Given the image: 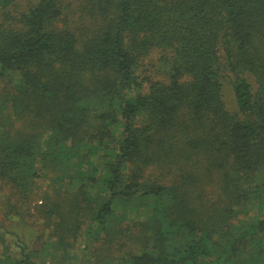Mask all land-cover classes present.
Returning <instances> with one entry per match:
<instances>
[{
    "label": "trees",
    "instance_id": "16d2710c",
    "mask_svg": "<svg viewBox=\"0 0 264 264\" xmlns=\"http://www.w3.org/2000/svg\"><path fill=\"white\" fill-rule=\"evenodd\" d=\"M0 264H264V0H0Z\"/></svg>",
    "mask_w": 264,
    "mask_h": 264
},
{
    "label": "rangeland",
    "instance_id": "374dc122",
    "mask_svg": "<svg viewBox=\"0 0 264 264\" xmlns=\"http://www.w3.org/2000/svg\"><path fill=\"white\" fill-rule=\"evenodd\" d=\"M227 99H229L230 103L232 104L231 92L227 89Z\"/></svg>",
    "mask_w": 264,
    "mask_h": 264
}]
</instances>
